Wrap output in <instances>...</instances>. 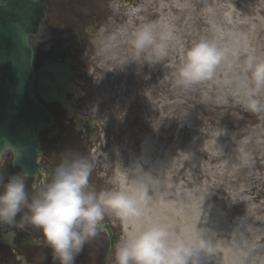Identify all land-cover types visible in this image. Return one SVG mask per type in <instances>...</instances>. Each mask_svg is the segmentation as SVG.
Wrapping results in <instances>:
<instances>
[{
    "label": "rangeland",
    "instance_id": "rangeland-1",
    "mask_svg": "<svg viewBox=\"0 0 264 264\" xmlns=\"http://www.w3.org/2000/svg\"><path fill=\"white\" fill-rule=\"evenodd\" d=\"M204 2L215 10L210 11ZM173 4L177 6L174 0ZM173 6L172 0H162L159 13L149 15L174 30L175 39L163 60H132L131 34L148 17L133 10L119 25L109 27L103 43L88 47L92 51L86 52V61L74 70L73 91L70 101L66 100L105 130L94 147L100 148L91 154L94 189L134 191L137 183L132 187V180L148 168L142 153L149 143L150 162H162L152 175L158 178L165 171L170 191L177 186L197 187L210 194L209 204L203 207L211 220L210 229L215 228L218 236L233 234L239 253L262 264L264 113L243 108L239 102L244 96L236 98L234 78L244 88L247 84L246 89L250 84L243 62L255 55L254 42L264 44V0H180L178 13L171 12ZM204 38L215 40L227 50L226 55L213 79L183 88L176 83L183 56ZM147 58L155 59L151 54ZM39 59L38 65L44 60L42 54ZM54 105L58 113L63 112L59 104ZM65 135L50 140L43 134L45 155L66 150L61 148ZM212 140L218 148L214 153L209 150ZM195 155L204 160V170L193 165ZM155 185H149L150 192ZM104 222L123 231L122 221L114 214L106 215ZM124 235L123 231L120 239ZM107 249L105 245L99 250L100 260Z\"/></svg>",
    "mask_w": 264,
    "mask_h": 264
},
{
    "label": "clouds",
    "instance_id": "clouds-1",
    "mask_svg": "<svg viewBox=\"0 0 264 264\" xmlns=\"http://www.w3.org/2000/svg\"><path fill=\"white\" fill-rule=\"evenodd\" d=\"M97 43L104 41L108 30L101 28ZM174 30L159 21L141 23L131 34L134 49L132 60L154 63L168 55ZM226 49L215 40L201 39L185 52L178 69L176 83L183 88L214 78L216 69L226 55ZM155 57L150 60L147 56ZM250 84L244 91L243 107L253 114L264 113V57L249 55L243 62ZM93 163L87 157L62 161L52 180L29 199L23 174L4 180L0 172V223L16 221L22 213L25 227L40 229L59 264H75V257L84 245L97 237L108 214L129 221L142 216V204L151 201L149 184L153 178L137 173L135 192L126 189L96 191L89 177ZM161 181V180H160ZM164 181V180H163ZM163 181H161L163 183ZM212 240L201 233L188 241L170 234L166 226L147 225L142 231L125 234L113 246V264H202L201 252Z\"/></svg>",
    "mask_w": 264,
    "mask_h": 264
},
{
    "label": "flooded vegetation",
    "instance_id": "flooded-vegetation-1",
    "mask_svg": "<svg viewBox=\"0 0 264 264\" xmlns=\"http://www.w3.org/2000/svg\"><path fill=\"white\" fill-rule=\"evenodd\" d=\"M48 6V17L41 33L34 39L36 56L42 54V62L54 61L59 63H71L73 69L77 64L85 62L86 52L92 51L89 46L96 45L98 33L101 28L110 31L109 27L117 26L120 20H125L132 10L145 12L146 15L159 13L158 5L162 0H40ZM179 1L174 0L175 6L171 12L178 13ZM190 7V6H189ZM115 28V27H114ZM93 44V45H90ZM61 91V90H60ZM70 90L66 91V97ZM63 109L65 107L60 104ZM80 104H78L79 106ZM52 113L56 115L60 128L44 129L42 132L49 138L51 133L57 132V136L65 135L63 150L53 155L51 152L43 155L42 167L37 177L24 176L29 199L38 194L52 180L56 167L65 160L79 157H87L92 161L91 153L95 150L99 136H102L103 128L99 124L92 127L90 117L79 115V111L73 106L70 111L71 118L55 109L52 103ZM55 109V111H54ZM60 109V108H59ZM60 114V116H59ZM76 115L78 116L76 118ZM64 116V117H63ZM80 118V119H79ZM92 127V131H91ZM105 131V130H104ZM98 144L100 142L98 141ZM51 146V145H50ZM98 148V147H97ZM13 154L6 151L0 160V172L4 173V180L8 176L5 173L16 175L12 166ZM93 162V161H92ZM96 170H93L89 182L94 187L97 181L94 179ZM2 190V187H0ZM21 214L16 217V222L0 223V264H59L53 259V251L47 244L40 229L25 227L21 222ZM120 231H113L115 244L120 240ZM105 245L109 249L110 236L107 231L99 232L97 237L84 245L83 250L75 257V264H105L98 254ZM112 256L109 264H113Z\"/></svg>",
    "mask_w": 264,
    "mask_h": 264
},
{
    "label": "water",
    "instance_id": "water-1",
    "mask_svg": "<svg viewBox=\"0 0 264 264\" xmlns=\"http://www.w3.org/2000/svg\"><path fill=\"white\" fill-rule=\"evenodd\" d=\"M46 16L47 6L39 0H0V159L10 149L14 169L23 175L38 174L40 131L54 125L44 103L57 100L56 85L69 69V64L48 62L36 71L33 37ZM105 229L111 237L108 260L115 241L108 223Z\"/></svg>",
    "mask_w": 264,
    "mask_h": 264
},
{
    "label": "bare ground",
    "instance_id": "bare-ground-1",
    "mask_svg": "<svg viewBox=\"0 0 264 264\" xmlns=\"http://www.w3.org/2000/svg\"><path fill=\"white\" fill-rule=\"evenodd\" d=\"M187 4V7H189L190 2H187ZM205 4L206 2H204V5ZM206 7L210 11L215 10L212 4H206ZM149 15L150 14H148V17L143 18L138 24L154 21L155 18H151ZM244 43L247 44L246 41H244ZM253 47L255 55L264 57V44L257 45V43L254 42ZM245 74L249 76L248 73ZM239 81L234 78L235 96L240 100L246 90L247 84H245L244 88ZM240 101L239 103L243 106V100ZM148 144L149 143L145 144V150L142 153V158L149 162L146 163L148 168L144 173L150 174L153 178H156L152 175V171L153 169L160 168L162 162H150L151 146L147 147ZM209 150L211 153L218 151L213 140L209 142ZM191 161L194 166H198L201 170H204V160L195 155L192 157ZM166 179H168V175L163 171L158 178L151 180L150 184L154 182L157 184V186L155 185L154 189L149 192L152 199L149 203L142 204L141 217L122 222L125 234L142 231L150 224L166 226L172 236L183 238L188 241L196 240L198 236L204 232L205 237L212 241L205 245L206 251L201 252L202 264H254L253 261L246 256L245 252L240 250L239 253L237 249L238 241L233 234L221 232L222 236H218L219 233L215 228L210 229L211 220L207 216L206 209L203 208L205 204H209L208 200L210 194L206 193L204 190L200 191L197 187L183 189L177 186L170 191L167 189ZM160 180H164L163 183ZM136 183L137 181L135 178L132 180V187H134ZM136 188L137 186L134 188V191L132 189V192H135ZM257 233L258 231L255 233L256 238ZM229 237L231 240L228 239ZM262 264L264 263L262 262Z\"/></svg>",
    "mask_w": 264,
    "mask_h": 264
}]
</instances>
